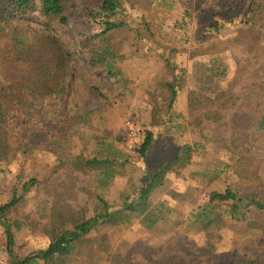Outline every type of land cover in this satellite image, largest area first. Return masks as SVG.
I'll list each match as a JSON object with an SVG mask.
<instances>
[{
    "label": "trees",
    "instance_id": "16d2710c",
    "mask_svg": "<svg viewBox=\"0 0 264 264\" xmlns=\"http://www.w3.org/2000/svg\"><path fill=\"white\" fill-rule=\"evenodd\" d=\"M75 1L0 0V34H8L16 58L27 67L18 82L0 90V168L13 160V153L20 157L28 154L36 139L48 133L45 137L55 147L59 161L57 169L65 171L74 184L78 178L76 173L94 172L97 188L104 190L122 174L119 167H123L126 161L118 160L112 148L114 142L109 137L112 134L106 129L117 122L113 118L117 103L116 100L112 103L113 95L115 92L120 94V91L124 93L130 85L122 66L124 57L119 52L117 37L126 31L137 33V30L135 24L129 25L121 19L125 8L119 0H100L86 8V15L88 20L101 25V31L87 35L81 33L83 39L78 46L67 31L68 17ZM134 1L131 0L132 6ZM197 2L199 4L195 7L200 23L193 40L198 45L192 55L215 56L243 46L251 60L260 63L264 0ZM246 2L249 4L240 20L224 13L244 8ZM18 21H25L27 29L29 27V31L36 35L39 33L40 39L27 42L20 25L16 24ZM145 26L152 32L150 23ZM233 28L236 31L233 37H223V31ZM138 40L148 41L140 35ZM156 45L163 69L155 76L148 91L154 125L162 114L166 120L174 114L180 83L175 63L177 46L163 40ZM89 95L97 96L96 105L84 103ZM263 100L264 81L258 82L250 75L243 85L233 79L228 89L212 96L188 94V124L205 142L219 140L238 156L231 167L240 188L229 186L224 193L212 192L207 203L191 212L193 222L203 231L235 223L245 224L248 230L258 232L264 240V183L253 169L251 171L255 166L250 160L254 147L261 140L257 134L264 133V112L260 107L264 105ZM231 110L234 112L225 122L227 112ZM71 135L78 136L82 143L94 142V154L87 156L85 151L74 154L69 148ZM218 136L220 138H216ZM153 143V134L146 132L137 149L142 159L148 156ZM193 146L185 145L180 157L160 167L150 169L145 163L146 178L140 199L130 201V196H124L122 209L110 208L106 200L97 196L98 203H95L91 215H86L83 209L76 213L68 209L61 194H56L50 201L49 221L43 229L49 245L24 258H18L14 252L13 228L18 230L21 227L14 215L23 201V194L36 186L37 181L33 179L21 186L15 184L10 199L0 203V225L4 228L10 264H66L77 244L82 243L96 227L128 226L138 216L153 217L148 212L151 206L148 195L152 188L164 185L162 177L173 166L189 160ZM173 198L182 199L177 195ZM247 210L254 211L255 217L247 219Z\"/></svg>",
    "mask_w": 264,
    "mask_h": 264
},
{
    "label": "rangeland",
    "instance_id": "374dc122",
    "mask_svg": "<svg viewBox=\"0 0 264 264\" xmlns=\"http://www.w3.org/2000/svg\"><path fill=\"white\" fill-rule=\"evenodd\" d=\"M99 1H75L67 31L78 46L83 39L81 33L101 31V25L88 20L86 15V8ZM119 1L125 8V13L119 16L129 25L135 24L137 30V33L126 31L117 37L119 52L124 57L122 66L130 85L124 93L120 91L121 95L118 92L113 95L112 103L117 102L113 118L117 122L106 128L112 134L109 137L114 142L112 148L118 160H126L125 165L119 167L122 174L104 190L97 188L94 172L76 173L78 178L74 184L65 171L57 169L59 161L55 147L45 137L48 133L36 139L28 154L20 157L13 153V160L0 168V203L10 199L15 184L21 186L33 179L37 181L36 186L23 194V201L14 215L21 223L18 230L13 228L16 256L24 258L48 247L49 238L43 229L49 221L50 201L56 194H61L68 209L76 213L83 209L86 215H91L97 196L106 200L110 208L122 209L124 196H130V201H139L146 178L145 163L150 169L160 167L180 157L185 145L194 144L189 160L173 166L162 177L164 185L152 188L148 195L151 203L148 212L153 217L138 216L128 226L96 227L77 244L66 264H264V240L258 232L248 230L245 224L203 231L193 222L192 213L208 202L210 193H224L229 186L239 187L231 167L238 156L219 140L205 142L187 119L190 92L212 96L228 89L233 79L243 85L249 75L258 82L264 81V29L261 31L262 57L258 64L251 60L243 46L215 56H194L192 52L198 44L193 40V34L200 23L195 7L199 4L197 0H135L133 6L131 0ZM248 4L224 13L240 20ZM145 23L151 24L152 32L147 30ZM16 24L20 25L27 42L40 39L39 33L36 35L29 27L27 29L25 21ZM235 33L233 28L222 34L229 38ZM138 35L148 41L138 40ZM159 40L174 43L178 48L175 63L180 83L174 114L169 120L162 114L154 125L148 91L155 76L163 69L156 54ZM26 69V65L16 58L8 34H0V90L18 82ZM236 75L238 80H235ZM110 88L113 89L111 84ZM84 103L96 105L97 96L89 95ZM260 107L264 112V105ZM233 112H227L225 122ZM132 128L139 130L140 144L134 150H128L126 141ZM146 132L153 134L154 143L148 156L142 159L137 149ZM257 136L261 140L250 157L255 166L251 171L253 169L264 183V133ZM83 143L78 136L71 135L69 148L74 154L85 151L87 156H92L96 150L94 142ZM173 195L182 199L173 198ZM245 215L252 219L255 212L247 210ZM10 262L4 228L0 225V264Z\"/></svg>",
    "mask_w": 264,
    "mask_h": 264
},
{
    "label": "built area",
    "instance_id": "2783aa9c",
    "mask_svg": "<svg viewBox=\"0 0 264 264\" xmlns=\"http://www.w3.org/2000/svg\"><path fill=\"white\" fill-rule=\"evenodd\" d=\"M140 144L139 130L131 129L128 133L126 147L128 150H134Z\"/></svg>",
    "mask_w": 264,
    "mask_h": 264
}]
</instances>
